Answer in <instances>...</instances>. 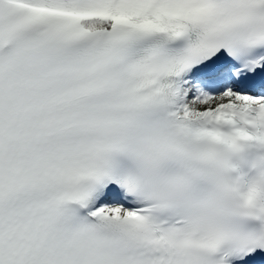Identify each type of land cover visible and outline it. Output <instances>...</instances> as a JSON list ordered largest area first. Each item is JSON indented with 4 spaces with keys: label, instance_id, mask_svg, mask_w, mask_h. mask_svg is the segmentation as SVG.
<instances>
[{
    "label": "snow or ice",
    "instance_id": "1",
    "mask_svg": "<svg viewBox=\"0 0 264 264\" xmlns=\"http://www.w3.org/2000/svg\"><path fill=\"white\" fill-rule=\"evenodd\" d=\"M0 264H264V0H0Z\"/></svg>",
    "mask_w": 264,
    "mask_h": 264
}]
</instances>
